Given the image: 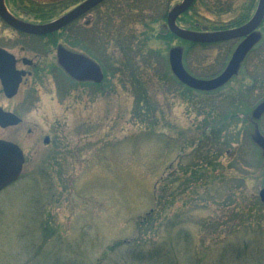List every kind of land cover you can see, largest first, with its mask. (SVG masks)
<instances>
[{
  "label": "rangeland",
  "instance_id": "374dc122",
  "mask_svg": "<svg viewBox=\"0 0 264 264\" xmlns=\"http://www.w3.org/2000/svg\"><path fill=\"white\" fill-rule=\"evenodd\" d=\"M112 1L115 4L108 7L104 3L50 38L23 36L0 19V46L9 49L17 59L29 57L35 66L17 64L18 68L29 69L31 75L24 79L14 106L20 114L29 111L9 133L12 142L22 150L24 162L19 177L0 189V264H163L160 258H140L131 251L138 240L145 238L153 243L137 248L144 255L163 244L179 258L185 240L177 237L185 234L193 239L191 243L188 241L191 251L200 254L196 257L202 264L217 262L226 247L211 240L219 234L212 223L224 214L221 202L232 203L240 194L243 198L240 201L239 197L240 202L251 197L259 200V190L264 188V148L246 136L241 123L245 119L239 116L249 113L264 99V85L254 90L250 98H239L241 105L233 112L235 121L241 125L231 124V130L222 133L220 140L224 144L219 161L229 178L215 181L210 198L204 189L198 188L194 197L188 191L172 202L170 197L166 198L163 211L159 210L161 205H155L156 195L167 183L162 180L165 176L169 174L170 179L177 180L172 183L173 189L181 188L186 178L195 177L188 175L192 174L190 170L181 171L192 149L190 138H198L206 118L226 110L225 105H220L222 99L238 87L244 88L248 76L240 71L221 90L225 93L222 97L197 95L178 100L169 85H162L163 71L169 69L168 50L175 48L176 41L165 48L156 35L168 10L182 0ZM207 1L217 5L219 14H210L203 8L201 13L214 22L225 23L242 14L248 2L249 9L254 3L252 16L258 3V0ZM125 4L137 7L127 13ZM156 18L151 25L155 36L146 42L142 57L136 60L135 56L130 57L132 62H141L146 67L142 68L144 87L161 90L154 102H149L152 109L143 118L135 107L132 88L125 82L128 74L116 70L127 59L114 50V38L131 41L135 51L134 45L144 46V22ZM259 31L254 38L250 37V42L258 40L260 32L264 34ZM242 41L190 53V61L199 71L212 72L221 66L220 72ZM56 43L85 50L96 57L104 72L101 84H75L62 73L56 65ZM162 46L166 51L160 54ZM246 100L249 107L244 105ZM212 108L215 111L211 112ZM257 126L264 144V114ZM9 131L0 134L6 136ZM44 137H49L47 145L43 143ZM207 198L214 202H208ZM151 210L157 235L150 231L143 233V227L139 228ZM262 239L254 246L258 249L249 262L234 264H264V258L261 259L264 233ZM117 242L115 250H108ZM170 255L173 258L172 252ZM222 264L229 263L222 261Z\"/></svg>",
  "mask_w": 264,
  "mask_h": 264
},
{
  "label": "trees",
  "instance_id": "16d2710c",
  "mask_svg": "<svg viewBox=\"0 0 264 264\" xmlns=\"http://www.w3.org/2000/svg\"><path fill=\"white\" fill-rule=\"evenodd\" d=\"M5 5L7 9L17 18L20 20L31 23V24H44L51 22L59 17V14L62 13L63 15L70 6H73L74 4H78L79 2L83 0H4ZM127 2V0H125ZM136 0H132L131 3H134ZM200 7H199V4ZM108 4V7L110 6V3H114L112 0H107L105 2ZM115 4V3H114ZM213 5V6H212ZM75 6V5H74ZM254 3H252V8L249 9V2L248 6L243 10L244 12L242 14H237L236 17L231 18L227 23L225 22H214L211 19H207L202 13L200 8H203L206 12L210 14H219V9L216 4H210L207 0H194L191 7L183 13L177 20V25L183 29L193 31V32H200V33H207V32H218L226 29L235 28L238 26H241L245 24L251 17V11L254 9ZM126 12L135 11L137 6H133L131 4H125ZM124 7V8H125ZM99 8V7H97ZM96 8V9H97ZM116 10V8H115ZM122 11V9H119ZM68 11V10H67ZM66 11V12H67ZM125 13V12H124ZM23 15V16H21ZM60 15V16H61ZM164 15L162 16V18ZM201 17V18H200ZM158 18L152 19L153 21H146L144 22L143 26L146 28L144 31V35L146 36V39L144 40V46H141V48L136 44L134 47H136V50L133 51V45L131 41L123 40L119 41L118 38H114V43L116 44V50L117 52H121L123 58H126V62L123 61L118 66L117 72H120L121 74H128L126 83L129 84L130 89L133 92V99L135 103V107L140 109L138 111L142 112L143 114H140L143 116V118H146V114H149V110H151L150 101L155 100V96L157 93L161 92L158 88H152L148 87L145 88L143 83L145 82V79L142 75V68L143 70L146 69L145 65L143 66L140 62L135 63L130 60L131 56H135V60L138 57H142V49L145 48V44L150 39L152 40L155 34L152 32L153 29L151 27L152 24H155ZM71 27V25H69ZM69 26L63 28L62 30L53 33L54 35L60 34V32L65 31ZM261 30L264 31V20L260 25ZM105 28V27H104ZM103 28V29H104ZM106 30V29H105ZM259 31V32H260ZM151 35V36H149ZM41 38V37H40ZM156 38L164 45L165 48L169 46V43L172 41H176L175 45V52L173 53L174 56H177L181 62V65L183 69L192 77L197 79H210L220 74L222 71L218 72V70L221 69V66L216 71H199L194 66V62H191L189 55L190 53L196 52L198 50H207V49H217L219 47H222L232 41L227 42H213V43H196L186 40H180L177 37H175L165 26V21L162 22V25L160 26V33L156 35ZM249 50L246 52L245 56L243 57L240 67L238 69V72L233 75L224 85L221 87H218L216 89L212 90H198L191 88L185 84H183L173 73L171 66H170V57L172 49L168 50L167 54V67L169 68L166 71H163L162 74V85L166 84L169 85L171 90V93L175 98L178 100L180 99H190L192 97H196L197 95H206L210 96L214 99L217 97H222L225 93H221V90L232 81L233 78L238 76L239 72L242 71L245 73V75L248 76V82L244 86V88H237L231 94L225 95L226 97L222 99V104L225 105L226 110L222 111V114L217 115L215 117L211 116V119L206 118L204 120V125L200 127V131L198 132V138L197 137H191L189 143L191 144V151L189 155L186 157L188 158L185 165L181 168L182 172H187L190 170L192 174L188 172V175H194L195 177L191 180L186 178L184 183L182 182L181 188L173 189L172 183H176V179H170V175L164 177L165 187L162 191V189L159 191L157 197H155V205H161L159 207L160 211H163L165 209L164 200L167 198H171V202L173 199H181L182 193H188L193 192L192 196L196 195L197 189L202 188L203 192L210 198L212 194L210 192L211 186L215 185V181L217 179L224 180L229 178V174H226V170H224L221 161H219V155L221 154V146L224 144L223 141H221L222 133L227 131L228 129L231 130V124H233L232 127L237 125L243 124L242 129L246 130V136L253 142L260 143V145L264 148V144L260 141V136L262 134L258 130V126L256 127V124L259 119H254L251 116V111L249 113L241 114L239 119H245L241 123L240 121H235V112L233 110L239 109V98H250L251 93H253L254 90L261 89L264 85V34L260 32V37L257 38ZM163 48V46L161 47ZM261 50L262 52H257V50ZM164 49V48H163ZM166 50L160 51V54H163ZM163 52V53H162ZM263 55V56H262ZM161 56V55H160ZM259 57V58H258ZM262 59H261V58ZM97 59L96 57H94ZM166 60V59H165ZM218 63V62H217ZM163 65L166 67L165 62ZM141 66V67H140ZM145 68V69H144ZM249 68H255L254 70H250ZM113 69V68H112ZM113 71L111 70V74ZM146 72H148L146 70ZM147 74V73H146ZM244 79V76H243ZM102 82V81H101ZM95 83L92 85L98 86L101 84ZM124 82V83H125ZM240 82V81H239ZM147 83H150L147 81ZM171 85V86H170ZM264 88V87H263ZM223 94V95H222ZM222 95V96H221ZM236 97V98H235ZM246 100L245 104L246 106L249 105V102ZM243 104V103H242ZM204 107V106H203ZM249 107V106H248ZM215 111L214 108H212L213 112ZM224 112V113H223ZM136 113V112H135ZM139 115V116H140ZM218 117V118H217ZM221 117V118H220ZM228 132V131H227ZM197 141V143H194ZM257 141V142H256ZM259 146V145H258ZM188 162V163H187ZM197 171V172H196ZM218 172V173H217ZM170 188V189H169ZM178 191V192H177ZM240 191V188H239ZM232 197L236 195V192L233 190L231 191ZM167 194V195H166ZM179 196L177 197L176 195ZM240 194V201L242 198ZM168 196V197H167ZM187 196V195H186ZM239 197L236 199L234 198V201L232 203L223 201L221 202V213H224L219 219L217 218L216 221L212 223V226H214L216 229H219V234L216 237H212L211 240H214V244H218L217 242L220 241V243H224L226 246L224 250H222V254L219 257V260L217 262L210 261L208 264H222V261H225L229 264H234L236 262H249L252 258V253L256 250L257 247H254L256 244L263 240V233H264V203L260 201V199H256L254 197H251L250 199H245L243 202L238 201ZM207 198V201L214 202L212 199ZM167 199L165 200L167 203ZM185 200V199H184ZM161 202V203H160ZM187 202V201H185ZM167 207V205H166ZM153 211L151 210L148 212L145 216V219L140 222L139 228L141 226L143 227V233H147V231H150L152 234L157 235V229L155 228V220L151 219ZM151 219V220H150ZM154 220V221H153ZM146 228V229H145ZM181 238L177 237L178 240L184 239L185 243L182 245L183 253L182 255L177 258L175 257L176 254L173 250H168L165 248V246L160 244L161 246H156L152 252H149L148 255H144L145 253L143 251L138 250L137 248H142V246H146L148 244L147 242H152L150 240H147L145 238H141V240H138L139 242L137 246H134L135 248L131 251L135 256H139L140 258H144L148 256L149 260L151 259H158L162 260L161 263L165 264H202L201 260H199L196 256L200 255L198 252L191 251V246L189 245L193 241V239H190L188 235L180 236ZM234 239V241H232ZM144 240V241H143ZM147 240V241H145ZM153 243V242H152ZM259 243V244H260ZM258 244V245H259ZM119 243H115L113 246H111L108 250H113ZM258 249V248H257ZM115 250V249H114ZM147 251V250H146ZM170 252L173 254V258H171V255L169 257ZM150 254V255H149ZM194 254L195 257L193 256ZM203 256V255H202ZM188 257V260L185 259ZM194 258H196L197 261L194 262ZM262 257L261 259H263ZM185 260V262H184ZM83 264V263H79Z\"/></svg>",
  "mask_w": 264,
  "mask_h": 264
},
{
  "label": "water",
  "instance_id": "95a60500",
  "mask_svg": "<svg viewBox=\"0 0 264 264\" xmlns=\"http://www.w3.org/2000/svg\"><path fill=\"white\" fill-rule=\"evenodd\" d=\"M104 0H84L77 6L60 16L59 18L44 24H31L15 18L5 7L4 0H0V19L13 29L30 34L45 35L53 33L79 17L87 13ZM193 0H182L178 5L173 6L166 14V26L168 30L181 40L196 43H213L233 39L244 38L234 51L225 69L212 79H197L189 75L182 67L177 56H174L175 48L172 49L170 66L174 75L185 85L198 90H212L224 85L234 74L237 73L240 62L248 49L255 42V30L264 19V0H259L257 9L252 18L244 25L218 32H193L179 27L176 24L178 17L184 13L192 4ZM57 62L63 71L71 78L79 81L100 82L103 78L100 66L93 60L69 51L59 45L56 49ZM15 57L0 48V81L7 97L16 94L21 75L24 71L15 69ZM30 63L29 60H25ZM264 112V99L252 110V118L258 119ZM20 119L12 113L3 112L0 108V125L5 127L15 125ZM46 141V139H45ZM24 162L22 150L18 145L0 140V189L15 181L21 172ZM259 199L264 203V188L259 190Z\"/></svg>",
  "mask_w": 264,
  "mask_h": 264
},
{
  "label": "flooded vegetation",
  "instance_id": "af4514ba",
  "mask_svg": "<svg viewBox=\"0 0 264 264\" xmlns=\"http://www.w3.org/2000/svg\"><path fill=\"white\" fill-rule=\"evenodd\" d=\"M106 1L107 0H104L102 3H100L99 5H97L96 7H94L93 9H91L87 13L83 14L78 19H76L74 22H76L77 20H79L82 17H85L87 14H89L91 11L95 10L97 7H100L101 5H103ZM20 34L23 35V36H29V37H32V38H40V37L41 38H46V37H49L50 38V37L53 36V34H48V35H44V36H32V35L23 34V33H20ZM243 39L244 38H239V39H235V40H243ZM59 45H64V44H62V43H56L55 46H54L55 51H56V49H57V47ZM64 46H66V45H64ZM0 48L3 49V50H5L6 52L12 54L15 57V60H16L15 61V69H17L18 71H24V74L21 75V77H20V82L18 84L17 92L12 97H7L5 95L4 90H3V87H2V84H1V81H0V108H1V110L3 112H6V113H12V114H14L15 116H17L20 119V122L18 124H15V125H8V126H5V127H3V126L0 125V133H2L1 131H5V130L9 131V130H11V131L8 132V135H6V136H3V135L0 134V140L13 143L12 140L10 139L9 133H12L14 127H16L17 125H19V124L22 123V121H23V117L22 116L25 115V113H27L25 111H29V109H28V110H24V113H22V114H20L21 112L18 113L17 110H16V108H15V106H14L15 105L14 104V98L18 94V92L21 90V85H23L24 79L27 76L31 75V71L29 69L18 68L17 67V64L20 62L23 66L31 68V67L34 66L33 65L34 62H33L32 59H30L29 57H26V56H22L19 59H17V57L11 51H9V49H7L6 47L0 46ZM66 48L69 49V50H71L72 52H75V53H77L79 55H82L84 57H87L89 59H92V58L94 59V57L93 56H90L89 53L87 51H85V50H79V49H74V48L72 49V48H69L67 46H66ZM55 56H56V53H55ZM26 59L29 60L30 63H27L25 61ZM56 62H57V58H56ZM56 65L59 67V69L61 70V72L64 73L63 70L58 65V63ZM70 80H72L75 84H82V85H92V84H95V82H92V81H79V80H76V79H70ZM263 114H264V112H263ZM28 132H30V130H28ZM45 139H46V141H45ZM49 141H50L49 140V137H44L43 143L45 145H47L49 143Z\"/></svg>",
  "mask_w": 264,
  "mask_h": 264
}]
</instances>
